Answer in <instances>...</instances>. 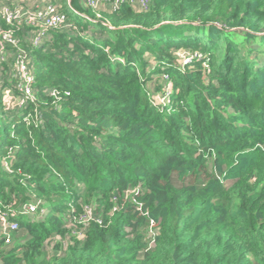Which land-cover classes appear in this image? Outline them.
<instances>
[{"label": "trees", "instance_id": "obj_1", "mask_svg": "<svg viewBox=\"0 0 264 264\" xmlns=\"http://www.w3.org/2000/svg\"><path fill=\"white\" fill-rule=\"evenodd\" d=\"M59 1L23 108L3 47L0 264H264V0Z\"/></svg>", "mask_w": 264, "mask_h": 264}, {"label": "built area", "instance_id": "obj_2", "mask_svg": "<svg viewBox=\"0 0 264 264\" xmlns=\"http://www.w3.org/2000/svg\"><path fill=\"white\" fill-rule=\"evenodd\" d=\"M125 0H84L86 6L96 11L98 18H102L100 10L114 9L119 6L120 3ZM141 9L148 6L149 0H138ZM133 5L134 0H130ZM88 20H93L91 17L83 15ZM4 25H3V24ZM108 24V23H107ZM110 28H113L108 24ZM72 23L68 21V17L65 12L61 10V7L52 0H41L34 6H28L24 0H0V65L6 59V52L4 44L11 47V54H13V60L11 62V68L8 71L16 79V86L14 89H6V91L17 92L15 93L19 97V103L15 106L17 108H23V104L27 100L35 99L34 82L35 77L32 72L29 60L30 55L27 47L22 42L29 41L33 47L39 46L44 39L47 38L49 32L54 29H62L72 27ZM75 27V26H73ZM23 29L21 36L18 31ZM198 56L197 53L186 55L182 65L187 64L192 58ZM167 75H165L166 77ZM166 93L160 95L162 97L161 104L169 103L168 94L170 89H166ZM4 92V93H5ZM169 92V93H168ZM55 93V90H52ZM10 107V108H11ZM36 203H26L19 208L17 213L32 214L38 210ZM16 211L6 214H0V227L5 236V242L10 243L12 240V233L18 229L19 223L14 217Z\"/></svg>", "mask_w": 264, "mask_h": 264}, {"label": "rangeland", "instance_id": "obj_3", "mask_svg": "<svg viewBox=\"0 0 264 264\" xmlns=\"http://www.w3.org/2000/svg\"><path fill=\"white\" fill-rule=\"evenodd\" d=\"M57 3H58V5H61L62 6V4H61V2L58 0V1H56ZM82 3L84 4V0H82ZM133 5L135 6V7H137V8H139V9H141V5H140V3H139V1L138 0H134V2H133ZM104 11V10H103ZM186 58V55L182 52V53H180V57H179V61L180 62H183V60ZM1 75V74H0ZM0 78L2 79L3 78V76H0ZM154 89H155V87L154 86H152L151 88H150V91L152 92V95H153V98H154V100L157 102V103H159V104H161V100H162V97L159 95V94H157L155 91H154ZM156 94V95H155ZM154 95H155V97H154ZM4 100H5V103H6V107L7 108H9V107H11V106H15V105H17V103H19V97L14 93V92H11V91H6L5 93H4ZM11 109V108H10ZM32 215H36V214H32Z\"/></svg>", "mask_w": 264, "mask_h": 264}, {"label": "crops", "instance_id": "obj_4", "mask_svg": "<svg viewBox=\"0 0 264 264\" xmlns=\"http://www.w3.org/2000/svg\"><path fill=\"white\" fill-rule=\"evenodd\" d=\"M24 1L28 6H34L38 4L41 0H24Z\"/></svg>", "mask_w": 264, "mask_h": 264}, {"label": "clouds", "instance_id": "obj_5", "mask_svg": "<svg viewBox=\"0 0 264 264\" xmlns=\"http://www.w3.org/2000/svg\"><path fill=\"white\" fill-rule=\"evenodd\" d=\"M73 10V9H72ZM75 11V10H74ZM83 15H86V14H83ZM86 16H88V15H86ZM88 17H90V16H88Z\"/></svg>", "mask_w": 264, "mask_h": 264}]
</instances>
